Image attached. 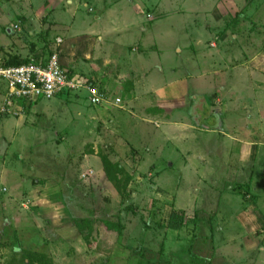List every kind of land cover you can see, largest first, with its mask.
I'll use <instances>...</instances> for the list:
<instances>
[{"label": "rangeland", "instance_id": "374dc122", "mask_svg": "<svg viewBox=\"0 0 264 264\" xmlns=\"http://www.w3.org/2000/svg\"><path fill=\"white\" fill-rule=\"evenodd\" d=\"M52 54L120 102L0 112V264H264V0H0V67Z\"/></svg>", "mask_w": 264, "mask_h": 264}, {"label": "built area", "instance_id": "2783aa9c", "mask_svg": "<svg viewBox=\"0 0 264 264\" xmlns=\"http://www.w3.org/2000/svg\"><path fill=\"white\" fill-rule=\"evenodd\" d=\"M0 79L6 83V95L0 112H7L18 101L30 104L39 98H52L64 92L85 89L92 105L112 103L118 106L119 97L113 100L95 85H84L71 77L61 66L56 54L45 60L30 59L27 62L0 67ZM10 113V112H9ZM8 113V114H9ZM13 114H17L14 110Z\"/></svg>", "mask_w": 264, "mask_h": 264}, {"label": "trees", "instance_id": "16d2710c", "mask_svg": "<svg viewBox=\"0 0 264 264\" xmlns=\"http://www.w3.org/2000/svg\"><path fill=\"white\" fill-rule=\"evenodd\" d=\"M15 64H19V63L11 62V65H15ZM153 110L157 111L158 109H153ZM99 156L101 158L102 168L106 179L110 183H112L113 187L115 188V190H117L119 194H123L126 191L127 186L131 180V175L119 163L110 161L105 154L99 153ZM99 221L107 231L117 232V233L120 232L121 225L118 222L107 221L104 219L96 220V222ZM75 223L79 231L82 233L84 232V228L88 224L90 223L95 224L93 220L84 217L76 219ZM136 264H149V263L138 261Z\"/></svg>", "mask_w": 264, "mask_h": 264}, {"label": "crops", "instance_id": "0c3cea01", "mask_svg": "<svg viewBox=\"0 0 264 264\" xmlns=\"http://www.w3.org/2000/svg\"><path fill=\"white\" fill-rule=\"evenodd\" d=\"M5 91H6V90H5ZM19 102H24V101H19ZM25 103H26V102H24V107H26V106H25ZM27 104H28V103H27Z\"/></svg>", "mask_w": 264, "mask_h": 264}, {"label": "water", "instance_id": "95a60500", "mask_svg": "<svg viewBox=\"0 0 264 264\" xmlns=\"http://www.w3.org/2000/svg\"><path fill=\"white\" fill-rule=\"evenodd\" d=\"M8 31H9V29H8Z\"/></svg>", "mask_w": 264, "mask_h": 264}]
</instances>
